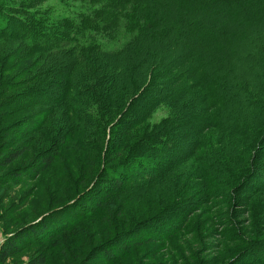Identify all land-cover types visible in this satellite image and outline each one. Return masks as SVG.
<instances>
[{
    "label": "rangeland",
    "instance_id": "374dc122",
    "mask_svg": "<svg viewBox=\"0 0 264 264\" xmlns=\"http://www.w3.org/2000/svg\"><path fill=\"white\" fill-rule=\"evenodd\" d=\"M9 4L12 9L25 4L28 14L32 18L47 19L52 22L51 24L58 23V27L64 24V21H70L74 30H78L76 37L80 44L97 43L101 50L110 51V54L106 56L110 61L102 62L100 66L103 82H108L110 90H113L118 82L124 84L123 89H117L116 93H112L113 97L109 98L107 108L103 105L101 112L104 118L100 119H94V115L90 112H92L95 102H101V97L105 95V92L99 94L98 90L95 94H92L91 91L82 93L79 99H85L87 102L80 114L91 117L81 118L77 121L68 111V107L72 104L68 101L72 89L67 88V83L72 75V70L76 68L74 57L69 54L64 56L59 52H53L50 56H41L36 53L27 55L23 51L24 47L19 39L0 35V102L7 103L3 106L7 109L1 108L3 113L8 114L0 120V127L15 124L17 128L23 129L25 132L30 131L25 137L14 139V141H11L12 137L0 136L1 152L3 153L21 145L28 148L4 170L7 171L13 167L33 162L36 155L46 148L52 149V152L53 149L58 152V156L51 166L41 172L35 180L15 186H0V242L7 233L15 230L16 227L36 221L47 212L55 215L54 219L50 221L51 223L59 225L74 222L73 229L60 232L56 239H52L57 242L54 247L49 246L47 249L48 264H78L92 246L109 242L115 238L118 241L114 247L118 253L113 254L114 259L109 264H198L199 259H196L195 255L204 250H206L203 253L205 256L200 259L217 256L220 264H226L232 258L247 251L248 245L239 239H234L236 237L231 235V232L225 231L229 227L227 226L230 222L227 210L231 206L227 190L235 188L232 187L235 179L249 165L248 156L251 144L256 138H259V133L264 130V103L262 102L264 99L256 100L249 94L250 90L252 91L250 85L247 84L245 87L243 81H238L240 94H235L240 98L242 113L240 114V105L236 104L238 114L233 118H235V123L239 124V128L232 133L228 132L230 127L225 130L211 128L206 131L207 137L210 139L205 137V131L199 135L203 138H194V136L188 137L186 127L193 117H199L201 105L192 99L189 104L188 100L191 98V94L188 95L186 104L178 103L173 97H168L166 102L163 90L156 95L158 98H162L163 102L161 101L155 107L150 118L141 124V127H137L133 132L130 131L127 136H124L125 140L118 160H121L128 148L144 137L146 132L161 127L160 123L164 121L174 119L175 122L178 120L180 123L172 133L174 138L172 145L182 144L184 150L179 152L181 155H178V158L173 161V166L152 187L143 193L133 194L135 197L141 196L137 197L135 203L127 202V207L120 208L118 203L121 202H119L121 197L131 193L129 190L123 191L118 201L111 202L110 207L106 210L99 211L96 206L87 205L85 202L76 205V198L83 196L88 191L97 172L101 169L98 153L105 151L107 134L104 127L117 118L123 103L139 91L131 83L125 82L129 76L134 75L133 72L135 75H141L138 69H141L142 62L132 63V59H129L128 56L129 53L124 52L122 55L115 53L116 49L122 47L121 45L128 40L130 32L121 26L113 27L110 22H106V25L103 26L99 24L100 19L94 18L92 13L97 8L96 6L82 0H10ZM98 7L97 10H103V7ZM88 18L92 20L90 23H86ZM3 23L12 27L14 21L6 17V21ZM11 27L10 29L6 28V31H11ZM193 46L195 49L198 48L196 44ZM242 46L244 45L242 44ZM132 55L136 58L138 54L133 53ZM161 58L171 61L169 57ZM147 63L149 64L147 72L156 76V72L160 70L157 68L159 65L156 66L155 60L153 63L152 59ZM134 67H138V69ZM180 67H186V63ZM125 75L127 78L123 77ZM247 76L251 81H254L253 85L257 94L264 96V75L257 73L255 79L253 72ZM98 79L100 77L95 80ZM88 81L89 79L86 80V82ZM246 81L249 80L246 79ZM158 82L159 80L152 83V88L155 91L158 90ZM92 85L94 83L91 82ZM164 86L168 88L169 83H164L162 87ZM62 88H64L65 96H61V103H58L60 100L56 101L55 95L60 96ZM85 88L87 89V86ZM150 98H154V95ZM66 100L69 104L64 107L63 103ZM35 102L36 104H34ZM44 108L49 110H43ZM74 120L75 123H73ZM243 120H247L245 125L241 124L244 123ZM22 122L27 123L26 127H23ZM230 123L232 125L234 122ZM204 138H206L205 141H203ZM83 140H86L87 144ZM53 144L56 146L53 147ZM197 145H199L198 149ZM260 146L263 147L261 153L264 164V146L262 143ZM191 147L197 151H200L202 147H206L207 150L213 147L219 150L220 154H214L217 156L216 159H219L217 161L219 167L216 165L212 167L217 170L214 175L216 179L212 182L206 183L202 180V176L194 168L199 165V162L194 160L190 153L186 155V150L189 151ZM159 153L164 158L160 151ZM192 172L194 175H190ZM191 182L194 183L193 191ZM164 186H170V190H165ZM176 190H180V193ZM254 191L259 193H256L257 197L253 198L255 201L251 217L255 216L254 219L257 220L258 214L260 217L264 216V166L255 178L251 181L248 180L246 185L240 187L238 193L236 192L241 200L240 203L246 202L247 197L252 192L255 193ZM192 194H194L195 200L189 202L193 199ZM179 204L184 207L182 210L175 212L168 210L177 209ZM85 206H87L88 214L92 215L80 219L77 215L81 209H85ZM104 207L106 206L103 205ZM241 208L237 207L236 210ZM166 211L170 212L167 215L163 214ZM244 214L250 216V213ZM155 218L157 219L153 221ZM139 222H144V224L137 228L133 227ZM129 228L131 230L126 231ZM261 229L263 232L259 236H262L263 239L264 228ZM119 232L120 236L115 237ZM141 236H149L153 242H143L144 239L141 240ZM134 244L136 245L132 246ZM127 247L129 248L125 250ZM37 248L39 247L35 245L24 248L10 257L6 264L25 263ZM61 248H64V254L61 252ZM248 252L244 254L242 260H246V262L258 260L262 262L260 264H264L263 250L255 251V253ZM107 259L102 255L92 263L105 264Z\"/></svg>",
    "mask_w": 264,
    "mask_h": 264
},
{
    "label": "trees",
    "instance_id": "16d2710c",
    "mask_svg": "<svg viewBox=\"0 0 264 264\" xmlns=\"http://www.w3.org/2000/svg\"><path fill=\"white\" fill-rule=\"evenodd\" d=\"M5 1L0 0V35L19 39L24 47L23 51L27 55L36 53L41 56H50L53 52H59L64 56L68 54L73 56L76 68L72 70V75H70L67 83V88L72 89L68 99L72 104L68 107V111L77 121L81 118L91 117L80 114L87 101L79 99V97L86 91L95 94L99 90V94L105 92V95L101 97L100 103L95 102L90 114L94 115V119L104 118L101 112L103 111V105L107 108L109 98L113 97L112 93H116L117 89H123L124 84L118 82L116 87L110 90L108 82H103V78H101L100 66L102 62L107 63L110 61L106 57L110 54V51L101 50L100 45L97 43L80 44L78 37H76L78 36V30H74L70 21H64V24L58 27V23L51 24L52 22L47 19L32 18L28 14V8L25 7V4L12 9L11 4H9L10 0ZM82 1L97 8H99L98 6L103 7V10L95 8L92 12L94 18L100 19L98 23L102 26L106 25V22H110L113 27L121 26L129 30L128 40L121 45L122 47L116 49L115 53L118 55H122L124 52L129 53L128 56L129 59H132V63L142 62V65L141 69L134 67L138 69L139 73L141 72V75H135V72H133L134 75H128L129 77L125 82L131 83L139 91L123 103L122 110L118 112L117 118L104 127L107 134L105 151L98 153V159L101 160V169L97 172L88 191L83 196L77 197L75 201H77L76 205L85 202L87 205L96 206L99 211L106 210L110 207L111 202L118 201L123 191L129 190L131 193L121 197L119 200L121 202L118 203L120 208L127 207V202L135 203L137 197L141 196L135 197L133 194L143 193V191L152 187L173 166V161L178 158V155H181L179 152L184 150L182 144L172 145L174 142L172 133L180 122L170 119L160 123L162 128L159 127L146 132L144 137L132 144L125 152V156L123 155L121 160H118L119 153L123 148L124 136H127L130 131L133 132L137 127H141V124L150 118L155 107L161 101L163 102V99L158 98L156 95L164 90L166 102L168 97H173L178 103L184 102L186 104L185 101L188 100V95L191 94L192 96L188 102L190 104V99H192L198 105H201V114L199 117H193V120L188 122L186 134H188V137L203 138L199 135L205 131L207 139H210L206 134L208 129L220 128L219 130H225L230 127L228 132L232 133V131L239 128V124L235 123V118H233L238 114L236 104L240 105L239 108L241 107L240 98L235 94H240L238 81H243L245 87L247 84L250 85L252 91L250 90L249 94L254 96L256 100L264 99V96L257 94L253 85L254 81H251L247 76L253 74V72L255 79L257 73L264 75V0ZM6 17L14 21L12 27L7 26V24L4 25L3 21H6ZM91 21L88 18L86 23ZM8 27L12 29L9 32L6 31ZM54 44L56 45L50 46ZM194 44L198 47L197 49L193 46ZM133 53L138 54L136 58L133 57ZM161 57H169L171 61H165ZM150 59L153 60V63L155 60L156 66L159 65L157 68L160 70L156 72V76L152 75L151 72H147L149 69L147 61ZM176 63H178V66H176ZM183 63H186V67H180ZM98 77L100 79L95 80ZM123 77L127 78V75ZM88 79L89 81L86 82ZM156 79L159 80V87L157 86L158 90L155 91L152 88V83L153 81L156 82ZM246 79L249 81H246ZM91 82L94 85L91 86ZM119 83L121 84L119 85ZM164 83H169V87H162ZM85 86H87V89ZM167 90L168 95L166 96ZM63 95L65 96L64 88L61 89L60 96L55 95L56 101L57 99L60 100L58 103H61V96ZM153 95L154 98H150ZM68 101L66 100L63 103L64 107L69 104ZM262 102L264 103V100ZM6 104V102H0V120L8 115L2 112V108L7 109L3 107ZM9 109L11 110V108ZM43 110L49 109L44 108ZM241 113L242 109L240 108ZM75 120L73 123H75ZM125 121L126 123H124ZM232 121L234 123L231 125L230 122ZM246 121L243 120L244 123L241 124L245 125ZM26 124V122H22L23 127H26ZM167 124L170 125L167 126ZM29 133V130L25 132L23 129L17 128L15 124L0 127V136L12 137L11 141L25 137ZM259 134V138H256L250 147L249 165L235 179L232 186L236 190H234L235 188L227 190L231 206L227 210L230 222L227 224L229 226L228 230L225 231L231 232V235L233 234L236 237L234 239L241 240L242 243L249 246V249L238 257L232 258L226 264L262 263L258 260H254L256 262L242 260L244 254L249 253L248 251L253 253L259 250L264 251V238L262 239V236H259L263 232L261 228H264V216L260 217L258 214L257 220L254 219L255 216L251 217L255 201L253 198L257 197L256 193L259 192H252L253 194L251 193L244 203H240L241 200L237 196L240 187H244L248 180L251 181L255 178L264 166L262 163L263 154L261 153L263 147L260 146L261 143L264 146V130ZM83 141L87 144L86 140ZM199 145H197V149ZM52 146L55 147L56 144ZM1 147L0 145V152ZM206 147H202L200 151L193 150V147H191L189 151L186 150V155L190 153L193 159L199 162V165L194 168L202 176V180L208 183L216 179L214 175L217 170L212 169V167L213 165L219 167L217 162L219 159H216L217 156L214 154L218 155L220 152L214 147L208 150ZM27 149V146L21 145L8 152L0 153V186H15L35 180L41 172L51 166L58 156L57 150L53 149L52 152V149L46 148L36 155L33 162L13 167L7 171L4 170ZM159 151L164 155V158L162 155L160 156ZM165 158L167 159L165 160ZM212 160H214L213 164H211ZM190 175H194L193 172ZM191 187L193 191L194 183L192 182ZM164 189L170 190V186H164ZM176 191L180 193V190ZM193 195V199L189 202L195 200ZM103 205L106 207L103 208ZM177 206L175 210H172L173 208L168 210L175 212L184 208L180 204ZM86 207L81 209L77 215L80 219L92 215L88 214ZM237 207L242 208L237 211ZM168 212L170 211L163 214L167 215ZM244 213H250V216H245ZM53 217H55L54 214L45 212L38 220L18 226L15 230L7 233L0 242V264H6L10 257L24 248L34 245L39 248L23 264H48L47 249L49 246L54 247L57 242L56 240L52 241V239H56L60 232L70 231L74 228L72 226L74 222L59 225L51 223ZM142 224L144 222H139L133 227L137 228ZM131 228L126 231L131 230ZM117 235L120 236V232L115 237ZM142 237L140 239H144L143 242H153L149 236ZM116 239L92 246L78 264H93L92 261L97 257H102V255L108 258L105 260V264L111 263V260L114 259L113 254L116 252L114 247L118 241ZM205 251L195 255L196 259H199L198 264H220L217 256H207L200 259L205 256L203 254ZM61 252L65 253L64 248H61Z\"/></svg>",
    "mask_w": 264,
    "mask_h": 264
}]
</instances>
